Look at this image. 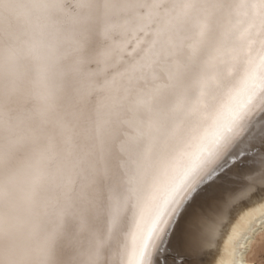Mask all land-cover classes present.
<instances>
[{
  "label": "snow or ice",
  "instance_id": "6c2138e0",
  "mask_svg": "<svg viewBox=\"0 0 264 264\" xmlns=\"http://www.w3.org/2000/svg\"><path fill=\"white\" fill-rule=\"evenodd\" d=\"M243 180L264 0H0V264H201Z\"/></svg>",
  "mask_w": 264,
  "mask_h": 264
},
{
  "label": "bare ground",
  "instance_id": "6f19581e",
  "mask_svg": "<svg viewBox=\"0 0 264 264\" xmlns=\"http://www.w3.org/2000/svg\"><path fill=\"white\" fill-rule=\"evenodd\" d=\"M262 196L264 192L249 186L248 180L241 182L223 212L205 226L195 248L201 254V264H256L259 255H264ZM183 259L169 251L162 264H183Z\"/></svg>",
  "mask_w": 264,
  "mask_h": 264
},
{
  "label": "rangeland",
  "instance_id": "374dc122",
  "mask_svg": "<svg viewBox=\"0 0 264 264\" xmlns=\"http://www.w3.org/2000/svg\"><path fill=\"white\" fill-rule=\"evenodd\" d=\"M258 261H259V264H264V255L263 254L259 255V257L255 261V263L258 264Z\"/></svg>",
  "mask_w": 264,
  "mask_h": 264
}]
</instances>
